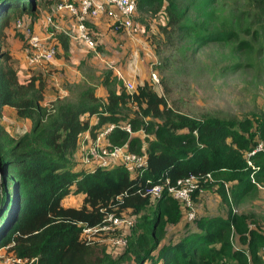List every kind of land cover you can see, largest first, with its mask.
I'll return each mask as SVG.
<instances>
[{
  "label": "trees",
  "instance_id": "trees-1",
  "mask_svg": "<svg viewBox=\"0 0 264 264\" xmlns=\"http://www.w3.org/2000/svg\"><path fill=\"white\" fill-rule=\"evenodd\" d=\"M40 1L0 0V249L10 246L18 258L34 260L30 264H264L260 225L253 214L236 212L258 190L251 175L264 186V153L248 158L264 143V116L193 118L170 107L147 82L129 93L112 72L100 82L107 92L104 99L96 96L98 85L85 81L67 86L69 95L45 104L46 80L32 76L20 82L4 50L7 32L21 19H29L32 29ZM246 3L264 16V0ZM137 12H162L165 34L168 28L181 35L193 32L175 0H137ZM16 37L24 40L23 34ZM55 39L67 54L69 37L56 34ZM217 39L251 49L233 32L217 33ZM5 108L29 126L17 137L2 124ZM109 125L114 128L105 138L108 148L125 147L143 157L144 166L77 169L81 136L88 133L94 142ZM190 177L198 182L193 204L211 193L221 213L199 215L198 210L183 234L167 242V228L183 224L186 210L167 188ZM155 186L163 190L153 200L148 191ZM70 195L83 196L80 207L63 205ZM112 214L134 219L116 257L102 242L120 238L121 231L100 232L91 241L82 236L84 229L109 225Z\"/></svg>",
  "mask_w": 264,
  "mask_h": 264
},
{
  "label": "rangeland",
  "instance_id": "rangeland-1",
  "mask_svg": "<svg viewBox=\"0 0 264 264\" xmlns=\"http://www.w3.org/2000/svg\"><path fill=\"white\" fill-rule=\"evenodd\" d=\"M41 2L37 3L38 21L34 32L42 37L50 32L55 36H68L72 43L70 53L62 54L58 46L51 63L29 66L23 58L25 42L16 37L18 33H24L16 24L8 32L4 50L10 54L11 66L20 82L32 76H41L46 80V102L66 97L63 94H70L65 90L67 86L80 82L100 86L106 72L119 70L122 73L133 62L140 61L143 73L149 75L153 90L163 95L170 107L187 116L200 119L210 115L237 120L251 118L253 114L264 116V16L251 12L246 0H175L180 10L186 12L183 23L192 28L190 35L178 34L176 30L171 32L169 28L166 34L163 33L160 28L166 26L167 21L162 12L155 16L137 12L131 27L126 30H116L110 20L99 17L101 20L97 25L94 24L98 18L88 23H92L96 30L86 28V35L93 42V48L76 39L71 18L66 13L56 11L58 1L51 0L53 4L47 6L41 5ZM47 18L52 19V25L48 26ZM20 22L28 26L29 19L23 18ZM229 32L238 34L239 39L247 41L251 49L242 51L237 47V41H216L217 33ZM254 34L258 36L256 39ZM117 75L114 76L119 77ZM129 85L132 86L127 83L124 87L127 89ZM2 124L14 137L29 127L27 123L17 121L8 110ZM136 136L143 138L140 133ZM86 148L82 146L78 159H75L80 168L81 156H84ZM262 189L264 186L253 193L257 197L262 192L257 199L249 195L250 200L246 204L248 206L250 201L256 200V206L252 209L264 213ZM215 198L211 193L201 196L197 206H194L196 213L198 210L199 215L221 213L217 211ZM81 200V195H70L63 201V205L80 207ZM236 212H239L238 208ZM186 220L184 211L185 222L167 228V242L183 234ZM259 227L264 228L262 225ZM102 244H107L114 257L122 250L113 244V238L110 237L107 243Z\"/></svg>",
  "mask_w": 264,
  "mask_h": 264
},
{
  "label": "built area",
  "instance_id": "built-area-1",
  "mask_svg": "<svg viewBox=\"0 0 264 264\" xmlns=\"http://www.w3.org/2000/svg\"><path fill=\"white\" fill-rule=\"evenodd\" d=\"M59 0L56 5V11L66 13L74 23V32L77 40H80L93 48V42L86 35V24L99 17H105L112 22V26L116 30L129 29L133 23V18L137 13V0ZM52 19L47 18L48 26L52 25ZM16 26L24 33L25 46L23 48L24 58L29 66H40L51 63L57 52V42L53 32L48 33L46 37H42L35 33L33 29L24 26L18 22ZM155 80V76L152 75ZM126 89V87H125ZM133 85H129L126 89L129 93L134 91ZM114 128L113 125L106 126L100 131L94 142L84 149V156H81V164L91 170L95 168H108L113 165H124L127 168H141L144 166V158L127 152L125 147H117L109 149L105 144L107 134ZM123 129L130 133L129 127L124 126ZM258 152L264 153V143H259L257 147L248 154V158L254 156ZM247 165L254 170L252 162L248 159ZM251 182L260 189V185L256 182L254 175H251ZM198 188V182L194 177L177 182L175 187L167 188L168 194L175 200L182 203L186 209V222H193L196 218V211L192 201V195ZM163 188L155 186L148 191V195L153 199L161 197ZM109 225H105L100 229L88 228L82 231V236L87 241H91L92 237L100 232H108L109 230H119L122 232L120 238H113V244L120 248L126 246V238L134 225V219L131 218H115L110 215L107 219ZM112 226V227H111ZM127 234V235H126ZM34 260L28 261L18 258L11 250L10 246L0 249V264H30Z\"/></svg>",
  "mask_w": 264,
  "mask_h": 264
},
{
  "label": "crops",
  "instance_id": "crops-1",
  "mask_svg": "<svg viewBox=\"0 0 264 264\" xmlns=\"http://www.w3.org/2000/svg\"><path fill=\"white\" fill-rule=\"evenodd\" d=\"M55 2L56 1H59V0H54ZM50 3V5H52L53 4V2H51V0H42V2H41V5H45V6H47L48 4ZM38 18V17H37ZM70 18V17H69ZM99 20H97V21H95V23L96 24H94V25H97L98 24V22L101 20V18H98ZM38 21V20H37ZM36 24V22L33 24V27H32V29L33 30H35L34 29V27H36L37 25H35ZM90 25H92L93 26V28L96 30V27L91 23ZM12 30V29H11ZM11 30H9V31H11ZM8 31V32H9ZM8 32H7V36H8ZM119 34H124V32H119ZM17 41H18V39H16ZM62 54H64L63 52H62V49H61V47H59V49H58ZM70 50H72V43L70 42V46H69V51H68V53L67 54H64V55H68L69 53H70ZM11 54H12V52H11ZM12 56V55H11ZM23 56H24V54H23ZM24 58V57H23ZM60 58H61V56H60ZM24 60H25V58H24ZM142 64L140 63V61L138 62V63H135V62H133V64L130 66V68L128 69V70H125V72H122L121 73V71H119V70H116L115 72H113V75H116V74H118L119 75V77H117L118 78V80H120V82L123 84V85H125V84H127V83H129V84H132L133 85V87L135 88L137 85H141V84H143L144 82H147L148 84H150V80H149V75L148 74H146V73H143V71H142ZM120 69V68H119ZM121 70V69H120ZM117 72H119V73H117ZM117 75V76H118ZM65 90H67V89H65ZM46 94V93H45ZM106 94H107V92H106V90H105V88H103L101 85L100 86H97V90H96V96L97 97H99V98H101V99H104L105 97H106ZM66 95H68V94H63V96H66ZM46 103H48V102H46V100H45V104ZM10 111L11 112V114H13L14 115V112H13V110L11 109V108H5V110H4V114H5V112L6 111ZM93 142L90 140V138H89V135H88V133H85V134H83L82 136H81V139H80V148L83 146V147H88V146H90L91 144H92ZM106 144V143H105ZM79 148V149H80ZM79 152V151H78ZM77 152V154H76V157H75V159H78V156H79V153ZM77 168H79L80 169V166H78ZM262 190H264V189H262ZM259 191V189L257 190V192ZM261 193L262 192H259V196L261 195ZM251 195H253V193L251 194ZM258 195H257V197L255 198V199H257L258 198ZM80 195H77V196H74V197H79ZM254 196V195H253ZM83 198V196L81 195V199ZM82 201V200H81ZM80 201V206H81V202ZM215 202H217L218 203V200L215 198ZM255 202H256V200H254L253 202L252 201H250L248 204V206H247V204H245V205H241L239 208H238V210H239V212H237L238 214H253L254 216H255V220L257 221V224L258 225H262V227H264V213L263 212H256V211H254L253 209H252V207L253 206H256V204H255ZM75 208H78V207H75ZM215 214H217V213H215ZM178 226V225H177ZM251 226L253 227V228H255V225L254 224H251ZM263 230H264V228H262Z\"/></svg>",
  "mask_w": 264,
  "mask_h": 264
}]
</instances>
